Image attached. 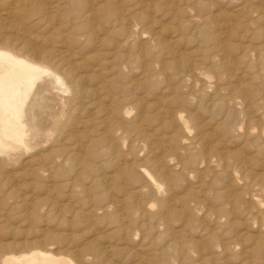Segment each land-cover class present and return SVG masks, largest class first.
Masks as SVG:
<instances>
[{"label": "rangeland", "instance_id": "obj_1", "mask_svg": "<svg viewBox=\"0 0 264 264\" xmlns=\"http://www.w3.org/2000/svg\"><path fill=\"white\" fill-rule=\"evenodd\" d=\"M23 1L0 0L24 28L1 33L84 103L38 84L58 119L0 160V264H264V0Z\"/></svg>", "mask_w": 264, "mask_h": 264}, {"label": "bare ground", "instance_id": "obj_2", "mask_svg": "<svg viewBox=\"0 0 264 264\" xmlns=\"http://www.w3.org/2000/svg\"><path fill=\"white\" fill-rule=\"evenodd\" d=\"M31 1V0H25ZM36 1V0H35ZM39 1V0H38ZM47 1V0H46ZM53 1V0H52ZM77 2L79 0H76ZM4 2V1H3ZM22 2V1H21ZM40 2V1H39ZM61 2V1H60ZM85 2V0H84ZM83 2V3H84ZM95 2V1H94ZM15 3V2H14ZM29 3V2H27ZM49 3V2H47ZM82 3V2H81ZM18 4V1H17ZM20 4V1H19ZM44 2L42 3V5ZM58 4V2H57ZM63 4V3H62ZM10 5V4H9ZM22 5V4H20ZM29 5V4H28ZM35 5V4H33ZM66 5V4H65ZM68 5V4H67ZM66 5V6H67ZM87 5V4H86ZM92 5V4H91ZM55 6V4H54ZM53 6V7H54ZM58 6V5H57ZM70 6V5H69ZM76 6V4H75ZM12 7V6H11ZM17 7V6H16ZM15 7V8H16ZM21 6H19L20 8ZM24 7V6H22ZM26 7V6H25ZM24 7V8H25ZM37 7V5H36ZM34 7V8H36ZM39 7V6H38ZM37 7V8H38ZM40 7L38 8L39 13L42 10ZM49 7V5L47 6ZM52 7V5H51ZM81 7V5H80ZM85 7V6H84ZM23 8V9H24ZM33 8V9H34ZM55 8V7H54ZM53 8V9H54ZM86 8V7H85ZM90 8V7H89ZM96 8V7H95ZM93 8V9H95ZM182 8V7H181ZM40 9V10H39ZM45 9V8H44ZM50 9V8H49ZM48 9V10H49ZM52 9V8H51ZM57 9V8H56ZM99 9V8H98ZM17 10V9H16ZM20 10V9H19ZM27 10V9H26ZM25 10V11H26ZM36 10V9H34ZM61 10V9H59ZM22 11V10H21ZM31 11V10H30ZM29 11V13H30ZM58 11V9L56 10ZM20 12V11H19ZM27 12V11H26ZM36 12V11H35ZM91 12V10H90ZM89 12V13H90ZM94 12V10H93ZM99 12V11H98ZM14 13L11 11V8L8 11H0V160L7 162H12L14 155L16 152L26 147L27 139L31 135H38L44 131H50L54 129L56 126L57 117L52 116L49 112L51 109L48 105L52 103L54 100L50 97H39L35 90L39 83L43 82V78H51L60 89H64L66 92L69 91L71 93L70 101L74 103H79L83 99V90L81 81L78 78L71 79L69 77V73L62 71V66L58 65L61 70L60 72L54 71L49 68L47 65L41 62L42 59L46 58L47 55L43 54L38 48L35 46H31L26 43L17 42V38L12 36L11 34L1 33V30H10L14 29L17 31H22L24 28H20L21 25L18 21L15 24L14 21L11 20L10 14ZM34 13V12H32ZM31 13V14H32ZM50 13V12H49ZM96 13V12H95ZM23 14V13H22ZM25 14V13H24ZM30 14V15H31ZM38 14V12L36 13ZM43 14V13H42ZM91 14V13H90ZM29 15V14H28ZM35 15V14H34ZM40 15V14H38ZM52 15V14H51ZM46 16V14H45ZM87 16H89L87 14ZM122 16V15H121ZM14 17V16H13ZM30 17V16H28ZM37 17V16H36ZM41 17V16H40ZM38 17V18H40ZM33 18V16H32ZM35 18V17H34ZM46 18V17H44ZM50 18V17H49ZM48 18V19H49ZM93 18V17H92ZM27 19V18H26ZM31 21V18H29ZM43 19V18H42ZM88 19V18H87ZM36 20V19H35ZM125 21V20H124ZM130 21V20H129ZM92 22V21H91ZM127 22V21H125ZM30 23L29 21L27 22ZM95 23V21H94ZM130 23V22H129ZM96 24V23H95ZM24 26V25H23ZM97 26V25H96ZM131 26V24H130ZM22 27V26H21ZM27 27V26H26ZM87 29V28H86ZM91 29V28H90ZM131 29V27H130ZM129 29V31H130ZM29 30V29H28ZM95 31V26L93 27ZM26 31V29H25ZM24 31V32H25ZM90 32V31H89ZM31 33V32H30ZM21 34V33H20ZM29 34V33H28ZM89 34V33H88ZM91 34V33H90ZM102 34V33H101ZM225 34V33H224ZM93 35V34H92ZM98 35V34H97ZM104 35V34H103ZM16 36V35H15ZM22 36L23 33H22ZM95 36V35H94ZM100 36V35H99ZM31 37V36H30ZM32 38V37H31ZM34 38H37L34 36ZM43 38V37H42ZM100 38V37H99ZM19 39H21L19 37ZM40 39V38H38ZM27 40V39H26ZM31 41V40H30ZM38 41V40H36ZM46 41V39H45ZM26 42V41H25ZM44 42V41H43ZM65 42V40H64ZM63 42V43H64ZM28 43V42H27ZM45 43V42H44ZM60 43V42H59ZM62 43V42H61ZM34 44V43H33ZM36 44V43H35ZM43 44V43H42ZM40 44V46L42 45ZM67 44V43H66ZM65 44V45H66ZM64 45V46H65ZM263 45V44H262ZM38 46V45H37ZM43 46V45H42ZM47 46V45H46ZM68 46V45H67ZM52 47V48H51ZM50 50L53 49L54 46H51ZM44 48V47H43ZM42 48V49H43ZM57 48V47H56ZM55 50V49H54ZM72 50V49H70ZM51 52V51H50ZM54 52V51H53ZM66 50L64 48H58L56 50L55 56L53 58L63 57L66 54ZM52 53V52H51ZM73 54V53H72ZM52 55V54H51ZM67 56V55H66ZM65 56V57H66ZM179 57V56H178ZM69 59V57H68ZM56 60V59H55ZM54 60V63H55ZM57 62V61H56ZM69 62V61H68ZM82 62V61H81ZM80 62V63H81ZM193 62V61H192ZM53 63V61L51 62ZM86 63V62H85ZM84 63V64H85ZM65 64V63H64ZM73 64V62H72ZM72 64L70 66H72ZM83 64V65H84ZM102 64V63H101ZM192 64V63H191ZM194 64V63H193ZM192 64V66H194ZM66 65V64H65ZM75 65V64H73ZM195 65L198 66L196 63ZM100 66V65H99ZM69 67V66H68ZM74 67V66H73ZM76 67V66H75ZM191 67V66H190ZM199 67V66H198ZM67 68V67H66ZM65 68V70H66ZM192 68V67H191ZM197 68V67H196ZM56 69V67H55ZM101 69V68H100ZM193 69V68H192ZM68 70V69H67ZM66 70V71H67ZM72 70V69H71ZM75 70V68L73 69ZM190 70V69H189ZM187 71V70H186ZM73 73V72H72ZM199 74V73H198ZM73 76V75H72ZM81 77V76H80ZM104 76H102L103 78ZM189 77V76H188ZM191 77V76H190ZM82 78V77H81ZM80 78V79H81ZM100 79L98 82L100 85H105V80ZM105 78V77H104ZM187 78V77H186ZM193 78V77H192ZM83 80V79H81ZM85 84V82H83ZM137 86V85H136ZM171 88V87H170ZM85 91V90H84ZM173 91V90H172ZM171 91V92H172ZM68 93V92H67ZM85 93V92H84ZM91 93V92H90ZM98 93V91H97ZM174 93V92H172ZM43 95V94H42ZM89 95V94H88ZM100 96V95H99ZM94 97V96H93ZM98 97V96H97ZM87 98V97H86ZM100 98V97H99ZM98 98V99H99ZM191 99V98H190ZM91 100V99H90ZM62 102V101H61ZM83 102V100H82ZM81 102V103H82ZM63 103V102H62ZM73 103V104H74ZM84 103V102H83ZM80 104V107L81 105ZM68 104V103H67ZM72 104V105H73ZM61 105V104H60ZM77 105V104H76ZM74 106V105H73ZM68 107V106H67ZM107 109V108H106ZM144 109V108H143ZM74 110V109H73ZM109 110V109H108ZM112 110V109H111ZM69 111V110H68ZM105 111V110H104ZM107 111V110H106ZM105 111V112H106ZM75 112V110H74ZM182 112V111H181ZM76 113V112H75ZM104 114V113H103ZM109 115V114H108ZM112 115V114H110ZM173 115V114H172ZM176 122H182V117L177 113L173 115ZM106 117V116H105ZM103 117V118H105ZM109 117V116H107ZM106 117V119H107ZM110 118V117H109ZM105 119V120H106ZM51 122V123H48ZM88 121V120H87ZM166 122V121H165ZM164 122V123H165ZM163 124V122H162ZM164 125V124H163ZM173 125V124H172ZM62 126V125H61ZM240 126V125H239ZM62 129V127H61ZM60 129V130H61ZM248 129V128H247ZM251 129V128H250ZM249 129V130H250ZM256 129V128H255ZM65 130V129H64ZM236 130V129H235ZM260 130V129H259ZM62 131V130H61ZM146 133V132H145ZM263 133V132H262ZM47 135L45 134V137ZM258 137V136H257ZM55 138V137H54ZM77 138V137H76ZM147 138V137H145ZM57 140V139H56ZM55 141V140H54ZM79 138L76 141H73V148L76 149L77 152H80ZM150 142V141H149ZM182 144V143H181ZM28 146V145H27ZM208 147V146H207ZM226 148V147H225ZM85 149V148H84ZM66 150V149H65ZM70 150V149H69ZM74 150V149H73ZM83 150V149H82ZM119 150V149H118ZM62 152V151H61ZM68 152V150H67ZM84 152V150H83ZM116 152V150H115ZM69 153V152H68ZM63 153L62 156L64 159L63 162L66 163L67 159H74V153L72 154ZM81 153V152H80ZM79 153V154H80ZM118 153V152H117ZM120 153V151H119ZM193 153V152H192ZM60 154V153H59ZM116 154V153H115ZM222 154V153H220ZM77 155V154H76ZM78 156V155H77ZM76 156V157H77ZM82 156V154H81ZM58 157V159L60 158ZM222 158V157H221ZM56 159V157H55ZM83 159V158H82ZM224 159V158H223ZM229 159V158H228ZM233 159V158H232ZM61 160V162H62ZM201 160V159H200ZM204 160V159H203ZM230 161V160H229ZM216 162V161H214ZM223 162V161H222ZM225 162V161H224ZM181 163V162H180ZM233 163V161H232ZM237 163V162H236ZM244 163V162H243ZM227 164V163H225ZM231 164V163H230ZM9 165V164H8ZM205 165V164H204ZM222 165V164H221ZM235 165V163H234ZM123 164H121V167ZM178 166V164H177ZM126 167V165H124ZM123 167V168H124ZM227 167V166H226ZM232 167V166H231ZM236 167V166H235ZM120 168V167H119ZM180 168V167H179ZM234 168V167H233ZM239 168V167H238ZM140 171V170H139ZM233 171V170H232ZM238 171V170H237ZM242 171V169H241ZM245 171V169H244ZM138 172V170H137ZM136 172V174H137ZM246 173V172H245ZM240 174V173H239ZM128 175V174H127ZM145 175V174H144ZM231 175V174H230ZM242 175V174H241ZM245 175V174H244ZM146 176V175H145ZM232 176V175H231ZM234 176V175H233ZM243 176V175H242ZM247 176V175H246ZM130 177V176H129ZM141 177V176H140ZM133 178V177H130ZM244 178V177H243ZM250 178V177H249ZM254 178V177H253ZM230 180V179H229ZM248 180V178H247ZM10 182V181H9ZM15 182V181H14ZM233 182V181H232ZM149 183V182H148ZM204 188V187H203ZM251 188V187H250ZM244 190V188H243ZM262 190V189H261ZM212 193V192H211ZM258 195V194H257ZM256 196V195H255ZM260 199V198H259ZM219 200V199H218ZM263 200V199H262ZM262 207L264 205L263 201L259 202ZM258 203V204H259ZM260 205V206H261ZM111 206V205H110ZM228 206V205H227ZM242 209V208H241ZM202 210V209H201ZM263 211V210H262ZM260 212V211H259ZM263 213V212H262ZM257 214V213H256ZM213 216V215H212ZM252 216V215H251ZM256 216V215H255ZM259 216V215H258ZM260 217V216H259ZM253 219L255 220L254 216ZM258 219V218H257ZM259 220V219H258ZM1 248V247H0ZM4 250V249H3ZM44 262H50V264H61L58 259L50 258L49 255L41 254L39 252L31 253L30 256H22V257H13L6 256L2 259L1 264H43Z\"/></svg>", "mask_w": 264, "mask_h": 264}]
</instances>
